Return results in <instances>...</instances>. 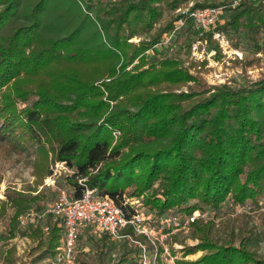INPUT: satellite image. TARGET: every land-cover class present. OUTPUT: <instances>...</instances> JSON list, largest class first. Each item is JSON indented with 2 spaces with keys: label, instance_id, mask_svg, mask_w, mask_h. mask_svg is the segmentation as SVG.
Wrapping results in <instances>:
<instances>
[{
  "label": "trees",
  "instance_id": "trees-1",
  "mask_svg": "<svg viewBox=\"0 0 264 264\" xmlns=\"http://www.w3.org/2000/svg\"><path fill=\"white\" fill-rule=\"evenodd\" d=\"M99 1L0 0V154L36 155L34 183L7 189L0 202L1 219L13 212L0 240L43 236L39 225L22 230L19 218L43 212L47 199L38 187L58 162L75 170L69 179L75 198L83 189L77 179L85 180L128 212L134 208L125 196H143L157 218L249 201L259 207L264 78L238 89L208 88L180 58H150L180 17L165 21V14L193 0H118L94 13ZM230 30L263 48L264 0L241 1L216 29ZM194 31L187 18L174 35L189 56ZM214 32L200 41L214 43ZM186 86L188 92H176ZM192 228L199 242L184 248L175 264H264L260 235L248 225L223 240L215 238L210 222ZM62 230L61 222L51 226L45 256L57 253ZM101 241L112 242L107 235ZM135 251L118 264H133L127 257ZM198 252L203 255L197 260H185ZM14 253H7L12 264Z\"/></svg>",
  "mask_w": 264,
  "mask_h": 264
},
{
  "label": "rangeland",
  "instance_id": "rangeland-1",
  "mask_svg": "<svg viewBox=\"0 0 264 264\" xmlns=\"http://www.w3.org/2000/svg\"><path fill=\"white\" fill-rule=\"evenodd\" d=\"M118 0H100L95 4L93 12H97L101 8L115 3ZM243 0H193L179 9L165 14V21L170 17L180 16V9L197 8L196 5L215 6L222 8L223 14L221 23L216 28L209 32H214L213 42L200 41L201 36L194 31L191 40L193 42L192 52L188 55L184 45L174 43L175 36H165L163 42L156 46L154 52H149L150 58L164 59L167 57H178L185 61V67L188 68L192 75L199 76L208 88L228 85L238 89L243 86H250L264 78V47L258 49L255 47L247 36L234 31L218 32V27H223L231 18L233 10ZM250 1V0H247ZM261 0H252L259 3ZM209 8V7H208ZM180 18V17H179ZM159 27V26H157ZM156 27V28H157ZM183 37V36H182ZM143 37L134 38L132 42L138 43ZM189 41V40H188ZM219 46V50H215V45ZM264 46V43L262 41ZM189 85H193L192 82ZM188 92V87H183L176 91ZM113 104V103H111ZM27 104H19V108L23 109ZM119 136L118 133L115 137ZM6 152V151H5ZM7 153V152H6ZM30 157V158H29ZM36 155H13L8 157L6 154H0V202L5 198L7 189H15L22 191L27 184H33L35 177L33 176V162ZM52 175L46 177L42 186L38 187V193L44 194L46 202L44 210L38 218V224L43 233V236L33 241L29 237L17 236L12 239L0 240V264H12L8 261V251L14 249V258L17 261L13 264H56V256L61 246V239L54 256H45L47 242L51 226L58 220L46 214V209L53 201L57 189L65 188L70 193L72 186L69 184L75 170L67 167L65 163L58 162L51 167ZM80 182V180L77 179ZM129 202L136 210L140 211L145 216L155 217L143 203L142 197H127ZM13 212L9 211V215L5 219L0 218V235L7 236V224L12 217ZM196 216V221H190V218ZM157 219V217H155ZM179 218L183 225L180 227L172 226L167 232H159L155 229L156 223L152 224L153 229L158 232L155 237V243H147V257L155 264H175L176 260L184 258V248H192L198 244V240L193 238V224H198L203 221L205 224L210 222L215 226L214 236L218 240L227 238V235L235 230L238 233L239 229L248 225L249 228L260 235L261 250L264 254V199L260 201V206L256 207L252 202H247L244 206L229 207L223 205L220 210H197L192 214L179 212L176 214L158 217V219L172 220ZM157 219V221H159ZM156 221V222H157ZM59 222V221H58ZM32 225V224H30ZM29 225V226H30ZM28 227H21L22 230H27ZM62 237V232H61ZM173 238V239H172ZM40 242L44 244L41 245ZM149 244L153 248L149 249ZM138 249L128 255V261L133 264H141L140 248L126 249L124 243L117 244L97 240L91 231L83 230L77 240L76 255L73 264H118L120 259L125 256L129 250ZM161 254H160V250ZM203 255V252H198L194 255H189L185 260L195 261ZM160 258V259H159Z\"/></svg>",
  "mask_w": 264,
  "mask_h": 264
},
{
  "label": "built area",
  "instance_id": "built-area-1",
  "mask_svg": "<svg viewBox=\"0 0 264 264\" xmlns=\"http://www.w3.org/2000/svg\"><path fill=\"white\" fill-rule=\"evenodd\" d=\"M179 12L181 13L180 18L175 24L174 32L169 36H174L184 27L187 18L192 20L198 33L203 35L221 23L223 14L220 7L180 9ZM84 182L85 180L79 182L83 186L79 198H75L65 188H58L53 201L45 211L47 215L61 222L63 228L56 264H73L78 236L83 230L91 231L97 240L107 235L114 243L128 242L131 246L142 250L141 264H155L148 259L146 253L147 243L154 244L158 234L152 224H157L155 229H159V232H166L172 224L174 227H180L184 222L179 218L172 220L157 218L159 220L157 221L155 217L145 216L133 206L134 211L128 212L113 199L101 196L97 189L88 187ZM40 215V213L31 211L21 216L19 218L21 226L39 225L37 222ZM190 221H196V216L190 218ZM140 236H145L148 241L139 240Z\"/></svg>",
  "mask_w": 264,
  "mask_h": 264
}]
</instances>
